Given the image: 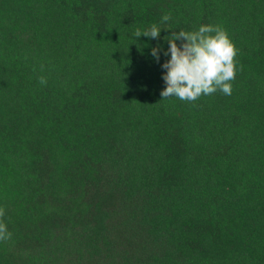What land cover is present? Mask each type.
I'll return each mask as SVG.
<instances>
[{"label": "trees", "instance_id": "obj_1", "mask_svg": "<svg viewBox=\"0 0 264 264\" xmlns=\"http://www.w3.org/2000/svg\"><path fill=\"white\" fill-rule=\"evenodd\" d=\"M202 24L231 95L162 99ZM0 207V264H264V0H0Z\"/></svg>", "mask_w": 264, "mask_h": 264}, {"label": "clouds", "instance_id": "obj_2", "mask_svg": "<svg viewBox=\"0 0 264 264\" xmlns=\"http://www.w3.org/2000/svg\"><path fill=\"white\" fill-rule=\"evenodd\" d=\"M172 19L171 13L166 12L161 22ZM161 28L153 23L145 29L137 28L134 37H149L156 39L160 36ZM168 49L164 55L167 59L161 67L165 70L162 79L165 87L160 93L162 99L178 98L185 102H195L202 95H212L221 92L231 95L232 81L235 79L237 64L235 57L238 49L235 47L227 31L220 25L202 24L193 31L180 30L172 33L166 39ZM181 41L178 44L176 41ZM158 47L151 49L152 56L158 61ZM41 85L47 84V78L38 77ZM5 209L0 207V242L12 238L3 221Z\"/></svg>", "mask_w": 264, "mask_h": 264}]
</instances>
